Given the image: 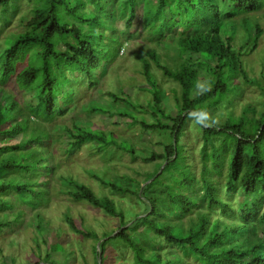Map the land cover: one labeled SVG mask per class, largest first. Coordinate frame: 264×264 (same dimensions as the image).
I'll return each instance as SVG.
<instances>
[{
  "label": "trees",
  "instance_id": "obj_1",
  "mask_svg": "<svg viewBox=\"0 0 264 264\" xmlns=\"http://www.w3.org/2000/svg\"><path fill=\"white\" fill-rule=\"evenodd\" d=\"M31 1L34 3L32 16L24 30L0 41V84L4 86L14 79L21 96L18 98L0 87V212L14 208V202L8 197L14 193L17 201L34 210L32 220L38 230L44 231L50 221H46L39 207L48 197L47 176L54 171V163L48 147L52 132L46 130L40 121H52L64 115L74 100V89L85 82L89 85L97 83L95 71L104 65V61H113L120 49V39L107 33L115 28L114 5L111 4L115 0ZM142 1L121 0L120 13L126 28H132ZM17 2L0 0L4 25L10 21L11 15L7 12L11 9L15 12ZM145 2L144 27L156 40L154 43L167 40L168 46L164 44L167 47L166 56L175 67L167 64L155 48L147 50L149 57H141V71L153 93L149 114L155 120L148 122L130 111H119V114L132 117L133 123L139 122L145 130L170 132V140L164 145L163 153L152 152L144 158L150 162L160 158L161 162L145 175L143 185H139L136 191L88 172L112 195L131 193L139 199H146L143 211L130 218L117 205L115 198L105 191L98 193L78 178L60 176L71 200L86 201L92 207L118 218L117 232L109 230L99 234L83 229L68 212L63 220L74 233L101 241L98 250L96 245L94 247L96 256L99 250L103 252L106 243L120 240L132 252L130 264H174L172 260L163 259L157 251L148 252L135 239V233L141 227L150 230L152 236L160 238L166 245L180 250L181 256L176 254L174 260L176 264H185L182 258L188 255L200 264H264V110L257 116L253 106H245L242 114L235 116L230 113L218 126H199L203 129L200 178L208 205L207 211L202 212L197 220L187 227L170 220L160 200L147 194L164 185L162 178L168 174L173 182L165 183L169 206L180 213H189L197 204L185 193L196 182L192 167L186 163V147L181 138L190 120L187 113L198 107L217 110L228 102L230 93L239 88L236 79L254 83L248 76L242 55L248 52L243 51L245 47L250 52L257 49L261 27L258 23L254 27H246L249 37L236 48L233 46L236 27H232L231 22L236 17L243 18L259 11L264 1ZM226 20H229V27ZM153 63L166 78L177 82L180 87L179 94L174 90L175 114L165 111L161 90L152 72ZM201 77L212 80V90L204 95L198 93L192 96L196 81ZM261 88L264 95V87ZM107 94L112 101L124 100L134 111L148 113L122 95L111 91ZM89 109L106 111L94 104ZM65 130L71 138L65 148L68 154L85 144H92L99 153L108 146H115L133 158L137 157L134 146L126 141H116L112 132L82 124H73ZM215 139L220 141L218 145ZM225 162L228 169L227 190L233 193L241 190L244 194L238 212L220 199L218 188L211 179L213 172L222 173ZM256 194L258 198H251ZM217 208L222 217L237 218L240 224L230 226L218 217L211 220V213ZM22 215L23 212L18 211L15 221H19ZM8 225L10 221L7 217H0V231ZM50 258L51 254L46 252L43 262L48 264ZM36 264H40L39 261Z\"/></svg>",
  "mask_w": 264,
  "mask_h": 264
},
{
  "label": "rangeland",
  "instance_id": "obj_2",
  "mask_svg": "<svg viewBox=\"0 0 264 264\" xmlns=\"http://www.w3.org/2000/svg\"><path fill=\"white\" fill-rule=\"evenodd\" d=\"M111 4L114 5L115 28L107 33L119 37L118 54L113 61H104V65L95 71L98 77L95 85L85 82L74 89V100L64 115H59L52 121H40L46 130L52 132V140L48 142V147L52 152L54 171H50L47 176L49 194L39 207L50 224H48V228H44V231L38 230L36 222L32 220L34 210L17 201L15 194L11 193L8 197L14 202V208L0 212V217H7V220L10 221V225L0 231V264H5L4 260L6 264H36L37 261L40 264H47L43 262L46 252L51 254L48 264H130L133 260L131 250L118 239L106 243L103 252L99 250V254L96 256L94 247L96 245L98 250L101 241L96 242L74 233L63 220L64 215L68 212L83 229L94 230L99 234L109 230L117 232L120 224L118 218L92 207L86 201L71 200L65 191L67 186L64 185L60 176H73L91 186L98 193L105 191L115 198L117 205L130 218L143 211V201L146 199L143 197L139 199L131 193H125L124 196H121L122 194L112 195L109 190L103 189L96 179L90 177L88 172L96 173L108 181L136 191L139 185H143L145 175L154 170L156 163L161 162L160 158L151 162L144 158L149 157L152 152L163 153L164 145L169 142L171 137L168 131L145 130L139 125V122L133 123L132 117L119 114V111H130L137 113L138 118H144L148 122L155 120L149 114L153 93L149 90V85L141 71V57H149L147 50L155 48L162 59L167 60V64L171 67H175V65L166 56L167 47L164 44L167 45V40L154 43L156 40L144 27L145 0L140 3L136 20L130 29L125 27L124 19L120 13L121 0H115ZM10 5L13 6L12 3ZM33 7L34 3L31 0H18L16 11L13 12L11 9L7 12L11 16L10 21L5 25L0 14V41L8 35L24 30L25 24L32 16ZM256 23L262 30L257 49L250 52L248 47H245L243 51L248 52H244L242 55L248 76L254 83L245 82L241 78L236 79L239 88L234 93H230L228 102L217 110H210L214 116L219 115L220 123L225 121L230 113L235 116L242 114L245 106H253L257 116L264 110V95L261 88L264 87V6L259 11L249 13L243 18L236 17L231 22L232 27H236L233 43L236 48L249 37L246 27H254ZM226 26L229 27V20H226ZM113 53L115 54L114 47ZM151 68L161 90L165 111L175 114L174 90L177 94L180 93L178 83L166 78L154 63ZM0 87L21 98L20 88L14 79L4 86L0 84ZM109 91L122 95L132 104H139L148 113L142 114V112L134 111L133 107L124 100L112 101L107 94ZM196 94H198V90L195 88L191 95L195 96ZM92 104L100 105L106 111H90L89 107ZM73 124L87 125L93 129L112 132L116 141L131 143L137 157L133 158L129 153L119 150L115 146H108L99 153L97 147L92 144H85L71 154L66 153L65 148L71 138L65 127H71ZM181 138L186 147L184 152L187 155L186 163L192 167L196 175L194 187L186 189L185 193L195 199L197 204L189 213H180L169 206L165 183L173 182L168 174L162 178L164 185L157 186L147 194L160 200V205L170 220L181 222L187 227L192 221L197 220L202 212L207 211L208 205L200 178L203 129L188 120ZM13 142L15 141H11V143ZM215 142L216 145L220 143L218 139H215ZM227 173V162H225L222 173L213 172L211 179L218 188L220 199L228 202L238 212L244 194L241 190L237 193L227 190ZM251 198H258V195L251 196ZM20 210L23 215L19 221H15L16 213ZM217 217L226 221L230 226L240 224L237 218L228 217L225 219L222 217L219 208L210 216L211 220ZM244 236L245 234L242 235V237ZM135 239L141 242L148 252L157 251L163 259L172 260L174 264H176L174 262L176 254L181 256L178 248L166 245L160 238L152 236L151 231L145 227H141L135 233ZM182 259L185 264H200L191 255Z\"/></svg>",
  "mask_w": 264,
  "mask_h": 264
},
{
  "label": "clouds",
  "instance_id": "obj_3",
  "mask_svg": "<svg viewBox=\"0 0 264 264\" xmlns=\"http://www.w3.org/2000/svg\"><path fill=\"white\" fill-rule=\"evenodd\" d=\"M198 93L201 95L207 94L212 90L213 82L211 79L197 80L195 84ZM188 119L193 121L194 124L202 127H214L220 124L219 115L214 116L207 108L198 107L187 113Z\"/></svg>",
  "mask_w": 264,
  "mask_h": 264
}]
</instances>
